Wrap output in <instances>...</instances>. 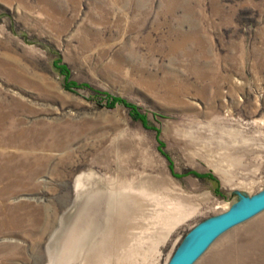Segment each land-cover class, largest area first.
Wrapping results in <instances>:
<instances>
[{"label":"rangeland","instance_id":"obj_1","mask_svg":"<svg viewBox=\"0 0 264 264\" xmlns=\"http://www.w3.org/2000/svg\"><path fill=\"white\" fill-rule=\"evenodd\" d=\"M263 190L264 0H0V264H167Z\"/></svg>","mask_w":264,"mask_h":264},{"label":"water","instance_id":"obj_2","mask_svg":"<svg viewBox=\"0 0 264 264\" xmlns=\"http://www.w3.org/2000/svg\"><path fill=\"white\" fill-rule=\"evenodd\" d=\"M264 210V190L197 224L167 264H193L224 231Z\"/></svg>","mask_w":264,"mask_h":264},{"label":"bare ground","instance_id":"obj_3","mask_svg":"<svg viewBox=\"0 0 264 264\" xmlns=\"http://www.w3.org/2000/svg\"><path fill=\"white\" fill-rule=\"evenodd\" d=\"M36 141V139H34V138H32V142H35ZM28 142H30V140L28 141ZM90 219V220H89ZM2 220V225H1V227L4 225V224H6L7 223V221H9L10 219H9V217H7L5 220L4 219H1ZM87 223H88V225H90V224H92V222H93V219H91V218H89L88 217V219H87V217H86V219H84ZM18 221H20V219L18 220ZM87 223H86V225H87ZM69 226H70V224L67 226V228H66V230L69 228ZM68 231V230H67ZM56 240V239H55ZM74 244V243H73ZM72 246V245H71ZM72 250V249H71ZM70 251V250H69Z\"/></svg>","mask_w":264,"mask_h":264},{"label":"trees","instance_id":"obj_4","mask_svg":"<svg viewBox=\"0 0 264 264\" xmlns=\"http://www.w3.org/2000/svg\"><path fill=\"white\" fill-rule=\"evenodd\" d=\"M114 100H115V101H119L120 99H118V98H115ZM139 116L141 117V115H139Z\"/></svg>","mask_w":264,"mask_h":264}]
</instances>
